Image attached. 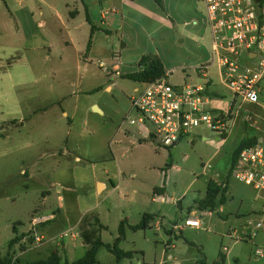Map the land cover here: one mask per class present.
Wrapping results in <instances>:
<instances>
[{"label":"rangeland","instance_id":"rangeland-1","mask_svg":"<svg viewBox=\"0 0 264 264\" xmlns=\"http://www.w3.org/2000/svg\"><path fill=\"white\" fill-rule=\"evenodd\" d=\"M88 1L86 9L96 21L107 15L112 36L105 39L107 32L102 31L92 54L87 53V16L75 2L66 8L62 0H0V260L8 261L28 249V255L14 259L25 263L47 258L60 240L68 247L58 249L63 262L83 257L87 246L80 226L68 231V238L62 237L66 232L57 241L45 236L40 244L34 229H28L31 216L40 208L50 214L51 209L66 205L74 221L83 208L82 200H87L89 207L96 206L86 214L92 220L88 228L97 229L98 218L103 226L100 238L111 246L122 220L134 226L146 214L155 218L147 230L127 229L120 248L136 252L132 259L119 262L101 248L97 253L100 264H264V200L229 176L233 152L242 140L264 135L263 106L242 107V117L230 118L223 136L197 129L174 150L158 148L146 132L139 135L137 127L125 122L127 115H135L130 103L134 89L142 87L124 77L138 69L134 54L146 49L148 55L158 48L164 67L174 70L168 79L171 84L184 83L187 73L197 82L192 69L207 63L210 51L209 34L200 23L203 6L197 0L199 25L185 27L191 3L171 0L175 25L168 24L154 34L151 22L144 26L127 22L120 0ZM77 9L80 15L72 20L70 12ZM142 27L146 32L140 38L143 49L135 48L140 39L131 38V47L121 58L109 55L113 47L121 53L116 49L117 37L131 30L142 33ZM178 31H189V38L180 42ZM116 64L119 71L114 70ZM209 79L220 84L216 66L210 69ZM262 90L264 103V81ZM222 91L225 98L220 103L225 108L232 94L224 87ZM95 105L104 114L93 111ZM94 180L106 181L107 191L102 193L101 182L93 187ZM210 182L227 184L229 195L214 212H201L198 202ZM191 211L201 219L200 227L186 225L195 219L189 218ZM259 223L261 228H257ZM14 227L26 239L19 251L10 247Z\"/></svg>","mask_w":264,"mask_h":264},{"label":"built area","instance_id":"built-area-1","mask_svg":"<svg viewBox=\"0 0 264 264\" xmlns=\"http://www.w3.org/2000/svg\"><path fill=\"white\" fill-rule=\"evenodd\" d=\"M198 2L204 8L200 23L209 34L210 51L209 61L197 66L195 72L209 80V71L216 66L219 80L231 92L232 99L227 107L214 109L211 103L216 100L207 86L173 85L168 81L172 72L155 82L141 83L130 100L135 115H127L125 122L137 127L139 135L146 132L160 149H174L197 129L206 128L223 136L236 107L260 105L264 81V0ZM193 25L198 26L199 21L195 20ZM232 176L264 200V135L241 152ZM41 222L33 220L34 226ZM186 225L200 227L201 219L187 220ZM261 226L259 223L257 228ZM62 237L68 238L69 232ZM43 239L36 237L38 244Z\"/></svg>","mask_w":264,"mask_h":264},{"label":"crops","instance_id":"crops-1","mask_svg":"<svg viewBox=\"0 0 264 264\" xmlns=\"http://www.w3.org/2000/svg\"><path fill=\"white\" fill-rule=\"evenodd\" d=\"M71 1L75 2V4H77L79 7L83 8L85 13H86V24H88V26L90 27V34H91V26H94L95 28V32L93 34V37H92V42H91V46L89 47V42H88V45H87V53L89 54H92L94 52V50L96 49V47H98L96 44H95V38L98 36L101 37V33L102 31L104 32H107L105 34L106 38H111V32H110V27H111V24H109L108 22V19H107V15L106 14H103L100 16V18L98 19V21H96L89 13L88 9H86V6H88V0H62L63 4L65 5L66 8L70 7L71 6ZM99 2H103V4H109L111 3V0H98ZM189 3H191L192 7H191V12L188 14L187 18H189V21L190 22H185L184 23V26L185 27H192L194 26V21L195 19L197 18V16L199 15V10L197 8V4H199L197 2V0H187ZM194 1V2H193ZM193 3V4H192ZM120 5H122L121 7V12L122 13H127V15L125 14L124 15V19L126 17L127 19V22H131L132 24H135L137 22H140L139 24H144L145 22H151L154 26H155V31H154V34H159L161 30H164V27L166 28V25H171V23H173V25H175V15L172 11V2L171 0H120ZM195 8V9H193ZM112 12H119L118 9H113L111 10ZM80 9H77L75 10L74 12H70V18L73 20L75 19L77 16L80 15ZM170 20H173V21H170ZM144 26V25H143ZM143 29V32L141 33V30H140V33L139 31L137 30H131V31H127V34L128 35H125L123 34L121 36V38L119 37H115L116 38V49H120V52L121 53H118L114 50V47L110 49L109 51V55H112L114 58H121V54L124 53L125 51H127L131 46H129V43H128V40L131 39V38H136V39H140L142 35L146 34L145 32V27H142ZM68 31L70 32V30L68 29ZM120 32V27L117 29V31H115V35L117 36V34ZM173 31H175V27L173 28ZM131 32V33H130ZM179 37L182 38L180 40V42H184V39L183 37L185 38H189V31H181L179 32ZM148 34V33H147ZM152 34V33H150ZM94 40V42H93ZM107 42H103L102 44L107 45L106 44ZM134 45V44H133ZM145 44H143L142 40H137L136 44H135V48L136 49H140V48H144ZM148 46V45H147ZM145 51L142 52L140 51L138 54H134V58H133V61L137 64L138 66V69L136 70L139 71L141 68L139 67V61L140 59L143 57V56H146L147 52H146V49H144ZM130 51V50H129ZM150 53L148 55H154V56H159L158 54H160V51L159 49L155 48V50L153 51H149ZM86 53V54H87ZM146 53V54H145ZM209 56V54H208ZM120 60V59H119ZM164 64V63H163ZM197 66H195L192 70H194L193 72L196 74L195 72V68ZM114 70L115 71H119L120 70V67L118 64H116L114 66ZM166 70V73H170L172 72L173 75H174V70L173 69H169ZM172 75V76H173ZM170 76V77H172ZM197 78L196 79V83L193 82V78H192V75L191 74H185V79H184V83H187V84H193V85H205L207 86L210 94H211V97L213 99H215L216 101H213L211 103V107L214 108V109H217V108H224V105H221V100L225 98V94L223 93L222 91V87H224L221 82L220 84H217L215 83L214 81H212L211 79L209 80H206L205 78H203L201 75H198L196 74ZM169 77V78H170ZM225 88V87H224ZM109 89V88H108ZM137 88H135L134 90H136ZM263 91V90H262ZM260 104L263 106L264 108V103L262 102V99L260 97ZM97 106V105H95ZM251 105H249L250 107ZM98 107V106H97ZM245 107V106H243ZM99 108V107H98ZM242 107L239 108L238 110L235 109V111L232 113V115H230L229 119L231 118L232 119H235V120H238L240 119L242 116ZM102 114H104V111L102 110ZM64 116H67V113L64 112L63 114ZM229 122V121H228ZM233 123V122H232ZM235 125V123H234ZM239 131V127H238V130ZM128 133H130L128 131ZM254 137H250L247 139H252ZM204 140H206V138H203ZM226 140V139H225ZM176 149V148H174ZM172 149V150H174ZM79 160V159H77ZM110 185H113L114 186V183L111 179H108ZM100 182L102 183V186L104 188V191L102 193H104L105 191H107L108 189V183L106 181H101V180H94L93 181V187L95 186L97 188V185L100 184ZM64 190H68V191H71V189L69 190V188H65V187H62ZM94 189V188H93ZM95 190V193L96 194H100L98 193V191L96 189ZM229 190V189H228ZM101 193V194H102ZM159 194L161 192H158ZM229 195V191L227 193ZM226 194V195H227ZM206 195V194H205ZM80 198L81 196H76V200L79 202V207H80ZM47 199H48V194H46L43 198V201L41 202L42 205H45L46 202H47ZM58 199H60L59 201L61 203H64V198L62 196H59ZM83 204V208L81 207V210L79 212V215L78 217L76 218V220L72 221V218L70 217V214H69V210L68 208H66V205H61V207L57 210H53L51 209V213L50 214H47L46 213V210L43 209V208H40L39 211L36 213L37 215H32L31 216V225H30V228L28 229V231L34 229L35 231V235L36 237H43L45 238V236L48 238L50 237L51 239H56L55 241H57L58 237L64 233V232H68L70 230H75L77 228H79V225H80V222L83 218L84 215L86 214H89L91 213L92 211H94L96 209V206L94 205L93 207H89L88 206V201L85 200V202H83L82 200V203ZM223 206V205H221ZM203 212V211H201ZM204 212H209V211H204ZM196 214L195 211H191L190 212V216L189 218H193L194 215ZM195 218V217H194ZM35 219H39L41 220L42 222L35 225L34 226V223H33V220ZM127 220V219H126ZM50 221H53L52 223H49L48 225H44L42 228H41V225L42 224H45V223H48ZM155 223V218L154 220L152 221L151 223V226L152 224ZM129 224V223H128ZM130 225V224H129ZM158 225V223H156V226ZM175 228H177V226H175ZM128 230H130L128 228ZM27 231V232H28ZM14 232H15V237L13 239H18V243H16L13 247L16 248L17 251H19L18 249L23 247L22 245H24L26 243V239L25 238H22L21 236L24 235V233L20 234L19 233V230L16 229V227H14ZM25 232V233H27ZM58 232V233H57ZM127 233V232H126ZM236 233V231H234V234ZM77 235H79V233H77ZM11 239V241L13 240ZM126 240V239H125ZM124 240V241H125ZM10 241V242H11ZM62 242H58L57 241V244L55 247H58L56 248L55 250L58 251V249H68V247L65 245L64 241L63 240H60ZM169 248V246H168ZM54 250V251H55ZM65 250V251H66ZM136 253V252H134ZM29 254V249L28 250H25V251H20L19 254H17L16 256L13 257L14 258H19L21 256H26Z\"/></svg>","mask_w":264,"mask_h":264},{"label":"trees","instance_id":"trees-1","mask_svg":"<svg viewBox=\"0 0 264 264\" xmlns=\"http://www.w3.org/2000/svg\"><path fill=\"white\" fill-rule=\"evenodd\" d=\"M94 32H95V28L94 26H91L89 47L91 46ZM138 65L141 68L139 71L133 73H126L124 77L139 83H152L166 76V70L164 64L157 56L154 55L143 56L140 59ZM256 141H257L256 137L252 139H243L242 142L239 144V146L234 150L231 161V167L229 170V176L232 175V171L238 162V158L241 152L244 149L253 146ZM160 191L163 192L164 189H161ZM156 192L157 190H155V193ZM227 193H228L227 184L218 185L213 182H210L207 187L205 197L198 202V210L214 212L216 209H218L221 205L225 203ZM95 220H96L97 229H93V228L89 229L88 225L92 221L91 218L88 217V215H85L82 218L79 226L81 227L80 228L81 237L83 238L87 246V251L83 257L77 259L74 262H69V261L63 262L60 253L57 250H55L47 258L38 259L36 261L23 263L20 260L16 259L13 263V258H11L8 261L7 259L0 260V264H100L97 259V253L98 250L101 248H106L110 253H112L116 257V259L119 262L124 259H132L134 252H125L120 248V244L126 239L127 229L129 228L134 232L147 230L151 228V223L154 220V217L150 214H146L144 215L142 221L134 226L129 225L126 219L122 220L118 229V237L115 239L113 246L102 242L100 238V233L103 226L99 224L98 218H95ZM18 241L19 240L17 238L13 239L10 242V247H13L16 243H18ZM221 258L223 261L224 260L223 256Z\"/></svg>","mask_w":264,"mask_h":264},{"label":"water","instance_id":"water-1","mask_svg":"<svg viewBox=\"0 0 264 264\" xmlns=\"http://www.w3.org/2000/svg\"><path fill=\"white\" fill-rule=\"evenodd\" d=\"M92 110L95 111V112H98V113L102 114V110L100 108H98L97 106H93V109Z\"/></svg>","mask_w":264,"mask_h":264}]
</instances>
